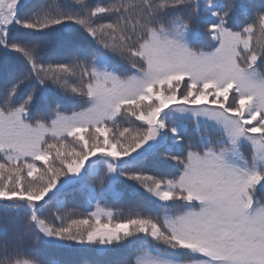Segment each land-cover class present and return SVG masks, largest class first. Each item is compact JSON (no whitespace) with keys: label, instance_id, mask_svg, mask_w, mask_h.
<instances>
[{"label":"snow or ice","instance_id":"1","mask_svg":"<svg viewBox=\"0 0 264 264\" xmlns=\"http://www.w3.org/2000/svg\"><path fill=\"white\" fill-rule=\"evenodd\" d=\"M0 264H264V0H0Z\"/></svg>","mask_w":264,"mask_h":264},{"label":"trees","instance_id":"2","mask_svg":"<svg viewBox=\"0 0 264 264\" xmlns=\"http://www.w3.org/2000/svg\"><path fill=\"white\" fill-rule=\"evenodd\" d=\"M122 195L127 196V195H129V192L121 186L115 187L114 190L109 194V197H110L109 201H108L109 204H112L113 200L120 199V197ZM77 206H78L79 211L88 210L87 205L84 202H78ZM112 206L120 208V207H124L125 205L122 203H116ZM46 254L49 256V258H55V259H67V258H69L67 253H64V252L56 250V249H47ZM87 258L88 257H82L81 259H87ZM109 258H111V259H125V258H127V253H126V251L121 250L118 253L111 254Z\"/></svg>","mask_w":264,"mask_h":264}]
</instances>
